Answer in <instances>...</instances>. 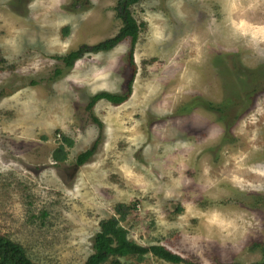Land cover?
Returning a JSON list of instances; mask_svg holds the SVG:
<instances>
[{
    "label": "rangeland",
    "instance_id": "1",
    "mask_svg": "<svg viewBox=\"0 0 264 264\" xmlns=\"http://www.w3.org/2000/svg\"><path fill=\"white\" fill-rule=\"evenodd\" d=\"M118 1L0 0V236L38 264H85L101 222L136 204L129 240L179 264L263 261L264 0L142 1L135 41L66 68L118 34ZM132 78L126 102L88 111Z\"/></svg>",
    "mask_w": 264,
    "mask_h": 264
},
{
    "label": "trees",
    "instance_id": "2",
    "mask_svg": "<svg viewBox=\"0 0 264 264\" xmlns=\"http://www.w3.org/2000/svg\"><path fill=\"white\" fill-rule=\"evenodd\" d=\"M82 1L88 0H79ZM145 0H119L115 8L117 13V18L121 20L122 27L120 28L118 34L110 39L100 42L94 46L83 45L78 50L69 53L64 57H59L61 61L65 64L66 68H72L75 66L76 62L87 54L91 53H101L109 52L119 46L121 43L131 38L133 41L136 40L139 33L144 29L145 25L138 23V21L133 16L132 8ZM134 47V45L132 46ZM134 49L132 48L130 52V62L135 68L134 62ZM136 71L134 70V73ZM58 74L60 71L57 72ZM132 78L128 84V93L126 96L113 95L107 92L99 93L93 96L87 106L88 111L93 112L96 104L101 100H107L112 104L121 105L126 102L133 91ZM34 84V83H32ZM214 110L213 106H209ZM93 120L98 125H102L100 120L93 116ZM98 139L94 145L87 151L81 153L77 157V165L83 166L88 163L92 157L95 155L99 145ZM63 144H61L53 153V159L56 163L67 161L68 152L65 147L71 148L73 146V141L69 138H63ZM136 209V204L125 205L120 204L115 208L118 217L114 216L109 220H104L100 224V231L94 236V253L88 258L85 264H125L122 262V258H138L142 260L146 255H153L165 262L172 264H179L184 262V259L168 250L163 246H140L137 243L129 240V232L126 230L121 223L126 220V218L131 214V212ZM264 253V248H263ZM0 264H38L35 263L26 253L25 248L7 237L0 236ZM255 264H264L263 261L257 262Z\"/></svg>",
    "mask_w": 264,
    "mask_h": 264
},
{
    "label": "clouds",
    "instance_id": "3",
    "mask_svg": "<svg viewBox=\"0 0 264 264\" xmlns=\"http://www.w3.org/2000/svg\"><path fill=\"white\" fill-rule=\"evenodd\" d=\"M78 166V165H77ZM78 167H80V166H78Z\"/></svg>",
    "mask_w": 264,
    "mask_h": 264
},
{
    "label": "water",
    "instance_id": "4",
    "mask_svg": "<svg viewBox=\"0 0 264 264\" xmlns=\"http://www.w3.org/2000/svg\"><path fill=\"white\" fill-rule=\"evenodd\" d=\"M78 167V166H77Z\"/></svg>",
    "mask_w": 264,
    "mask_h": 264
}]
</instances>
